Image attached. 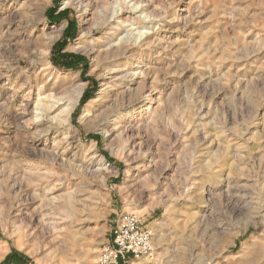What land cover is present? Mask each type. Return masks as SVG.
Masks as SVG:
<instances>
[{"label":"rangeland","instance_id":"374dc122","mask_svg":"<svg viewBox=\"0 0 264 264\" xmlns=\"http://www.w3.org/2000/svg\"><path fill=\"white\" fill-rule=\"evenodd\" d=\"M135 1L0 0V263L101 264L133 212L134 264H264V0Z\"/></svg>","mask_w":264,"mask_h":264},{"label":"built area","instance_id":"2783aa9c","mask_svg":"<svg viewBox=\"0 0 264 264\" xmlns=\"http://www.w3.org/2000/svg\"><path fill=\"white\" fill-rule=\"evenodd\" d=\"M155 248V230L145 225L136 213H125L119 218L110 243L99 252L101 264H134L148 257Z\"/></svg>","mask_w":264,"mask_h":264},{"label":"trees","instance_id":"16d2710c","mask_svg":"<svg viewBox=\"0 0 264 264\" xmlns=\"http://www.w3.org/2000/svg\"><path fill=\"white\" fill-rule=\"evenodd\" d=\"M56 8V7H55ZM55 8L50 11L49 15L52 16V12L55 11ZM66 12H59L57 16H55L54 20H58L62 16H64ZM69 25L65 29L63 37L56 42V44L53 46V53L51 60L56 65H62L65 68H71L76 69L79 65H85V59L84 57L77 55V54H70V53H62V50L65 47L66 37L73 36L75 34V24L73 21L69 20ZM58 56V57H57ZM90 97V92L86 91L81 100L80 103H84L88 98ZM26 262L25 257L20 255L18 252H11L5 256V258L2 260L0 264H24Z\"/></svg>","mask_w":264,"mask_h":264},{"label":"bare ground","instance_id":"6f19581e","mask_svg":"<svg viewBox=\"0 0 264 264\" xmlns=\"http://www.w3.org/2000/svg\"><path fill=\"white\" fill-rule=\"evenodd\" d=\"M131 1V2H130ZM129 2L130 3H132V6H134V9H137L138 8V10L140 11H142V7L140 6L139 7V5L137 6L136 4H138V3H136L135 4V2H137V1H135V0H129ZM144 7V6H143ZM137 11V10H136ZM147 15V14H146ZM117 19V18H116ZM138 34H139V36H141L142 34H143V32L142 31H139L138 32ZM40 90V89H39ZM18 91L16 90V89H14V91H13V96H15V95H17L18 93H17ZM40 95V94H39ZM28 97H30V95L28 96ZM70 97V96H69ZM51 98H53V97H51ZM56 100H54L53 102V104L52 105H50V106H48V107H44L43 106V103H42V101H40L41 99H37L38 101L35 103V106H34V109L37 111V112H35V119L33 120V123L34 124H37V125H42V124H44L47 120L44 118V113H46V112H49V111H51L53 108H56L55 106L57 105V104H59L60 102H61V97H59V98H55ZM25 100L26 101H29L28 99H26L25 98ZM63 102V101H62ZM69 103V104H68ZM67 104V106L63 109V112H64V114H65V117H69V113L71 112V110H72V108H73V106H74V104L76 103V99H71V101L70 102H68ZM28 102L27 103H25L24 105H23V107L21 108L22 110H23V112H21V113H19V115H20V117L22 118L25 114H26V112H27V106H28ZM45 105V104H44ZM29 110V109H28ZM29 112V111H28ZM64 116V115H63Z\"/></svg>","mask_w":264,"mask_h":264}]
</instances>
